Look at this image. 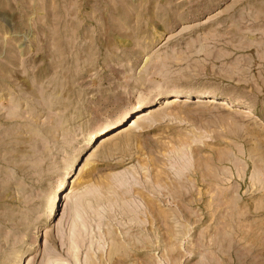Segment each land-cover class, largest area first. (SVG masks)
<instances>
[{"label":"rangeland","instance_id":"1","mask_svg":"<svg viewBox=\"0 0 264 264\" xmlns=\"http://www.w3.org/2000/svg\"><path fill=\"white\" fill-rule=\"evenodd\" d=\"M0 264H264V0H0Z\"/></svg>","mask_w":264,"mask_h":264},{"label":"bare ground","instance_id":"2","mask_svg":"<svg viewBox=\"0 0 264 264\" xmlns=\"http://www.w3.org/2000/svg\"><path fill=\"white\" fill-rule=\"evenodd\" d=\"M143 114H144V111H143V112H140V113H138V114H137L138 118H139V117H141ZM92 154H93V153H92ZM105 159H106V158H105ZM114 243H115V242H114ZM115 247H116V246H115ZM111 252H112V251H111ZM111 254H112V253H111ZM111 254H110V256H111ZM112 255H113V254H112ZM110 256H109V257H110ZM110 259H111V258H110Z\"/></svg>","mask_w":264,"mask_h":264}]
</instances>
